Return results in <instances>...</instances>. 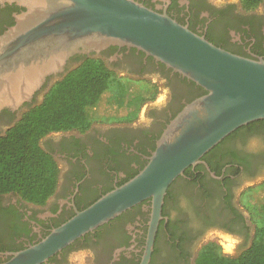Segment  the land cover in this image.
Segmentation results:
<instances>
[{
    "label": "flooded vegetation",
    "instance_id": "flooded-vegetation-1",
    "mask_svg": "<svg viewBox=\"0 0 264 264\" xmlns=\"http://www.w3.org/2000/svg\"><path fill=\"white\" fill-rule=\"evenodd\" d=\"M137 1L221 48L264 59V0L255 6L244 0ZM25 10L15 2L0 1V35ZM88 59L102 61L114 81L139 83L142 108L135 117L105 113L86 128L50 131L41 138V146L59 168L56 189L44 203L16 192L0 194V264L135 176L171 120L187 103L207 93L155 57L125 45L74 54L56 82ZM53 79L48 77L23 106L30 110L39 105L40 94ZM28 110L3 109L0 136ZM246 195L252 204L264 198V119L237 128L188 167L169 186L159 215L152 199H147L41 264H196L204 246L226 236L236 238L237 249L243 252L258 229Z\"/></svg>",
    "mask_w": 264,
    "mask_h": 264
},
{
    "label": "water",
    "instance_id": "water-1",
    "mask_svg": "<svg viewBox=\"0 0 264 264\" xmlns=\"http://www.w3.org/2000/svg\"><path fill=\"white\" fill-rule=\"evenodd\" d=\"M0 1L26 8L0 35V112L28 110L23 105L53 76L51 88L71 56L110 45L136 47L207 91L171 120L135 176L4 264H41L147 199L159 215L169 186L188 167L237 128L264 119V59L221 48L137 0Z\"/></svg>",
    "mask_w": 264,
    "mask_h": 264
},
{
    "label": "trees",
    "instance_id": "trees-1",
    "mask_svg": "<svg viewBox=\"0 0 264 264\" xmlns=\"http://www.w3.org/2000/svg\"><path fill=\"white\" fill-rule=\"evenodd\" d=\"M262 0H244L248 6ZM113 74L100 60L88 59L57 81L39 105L0 136V194L16 192L23 199L44 203L57 185L59 168L40 144L50 131L86 128L102 117L113 98ZM196 264H264V227L238 256H226L216 243L201 250Z\"/></svg>",
    "mask_w": 264,
    "mask_h": 264
},
{
    "label": "rangeland",
    "instance_id": "rangeland-1",
    "mask_svg": "<svg viewBox=\"0 0 264 264\" xmlns=\"http://www.w3.org/2000/svg\"><path fill=\"white\" fill-rule=\"evenodd\" d=\"M140 84L133 83L131 81L120 82L115 80L112 84V90L114 91L113 98L109 105L105 109L107 115L131 117L136 116L139 110L142 108L143 100L140 94ZM251 213H253V222L256 226L264 227V198L253 204L249 201L250 197L246 195L244 199ZM236 238L229 236L223 239L214 240L212 243H216L218 251L226 256H237L240 254L241 249H237ZM242 252V251H241Z\"/></svg>",
    "mask_w": 264,
    "mask_h": 264
}]
</instances>
